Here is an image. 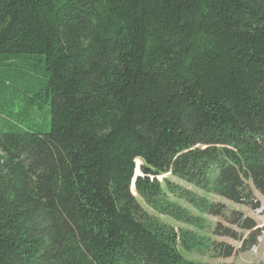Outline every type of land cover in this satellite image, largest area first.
<instances>
[{
    "label": "trees",
    "instance_id": "obj_1",
    "mask_svg": "<svg viewBox=\"0 0 264 264\" xmlns=\"http://www.w3.org/2000/svg\"><path fill=\"white\" fill-rule=\"evenodd\" d=\"M19 84L51 128L0 123V264L258 246L229 203L264 197V0H0V104Z\"/></svg>",
    "mask_w": 264,
    "mask_h": 264
},
{
    "label": "rangeland",
    "instance_id": "obj_2",
    "mask_svg": "<svg viewBox=\"0 0 264 264\" xmlns=\"http://www.w3.org/2000/svg\"><path fill=\"white\" fill-rule=\"evenodd\" d=\"M32 67V66H31ZM27 68H30L28 65ZM17 71V69L15 70ZM40 77V74H39ZM13 91V92H12ZM9 93V92H8ZM7 94V93H6ZM10 95L7 96V100L0 104V123L3 124L4 119L7 118L9 115H18V113L22 112L21 115L17 116L19 119L24 120V122L29 127L38 128L43 130L44 132H48L51 128V119L49 118L48 110L44 107L41 109H36L33 113L29 115L24 112L25 110V100L28 96L33 97V94L28 92L26 88L22 85H16L15 89H12L9 93ZM38 107V106H37ZM49 118V119H48ZM141 166V161H137L138 172L140 171L139 168ZM141 172V171H140ZM190 188V187H189ZM134 193L135 190L133 188ZM261 200V208L259 211H252L247 207H239L229 203L232 208H239L243 213L247 216L252 217L255 219L261 228L264 226V197L258 196ZM213 201L219 202L222 199H218L217 197H212ZM228 203V202H227ZM192 212L196 215L199 214L196 210L192 209ZM209 226H208V234L212 236L213 240L221 243H227L228 245H233L237 249L240 248V243L233 241L231 239L216 237L211 235L213 233V228L218 223L222 224L225 227H231L225 220L222 218H206ZM235 229V227H233ZM262 232H264V228H262ZM247 235V234H245ZM262 243H259L256 248H253L250 252L244 254H236L232 258L223 259L215 257L214 253L209 252L208 254H186V257L190 259L200 261L207 264H264V233H262Z\"/></svg>",
    "mask_w": 264,
    "mask_h": 264
},
{
    "label": "built area",
    "instance_id": "obj_3",
    "mask_svg": "<svg viewBox=\"0 0 264 264\" xmlns=\"http://www.w3.org/2000/svg\"><path fill=\"white\" fill-rule=\"evenodd\" d=\"M258 211H259V210H258ZM262 228H264V226H262L261 229H262ZM262 230H263V229H262ZM262 233H264V232H262ZM262 242H263V241H262V236H260V237H259V241H258V243H262ZM256 247H257V246H256ZM256 247H255V248H256Z\"/></svg>",
    "mask_w": 264,
    "mask_h": 264
},
{
    "label": "water",
    "instance_id": "obj_4",
    "mask_svg": "<svg viewBox=\"0 0 264 264\" xmlns=\"http://www.w3.org/2000/svg\"><path fill=\"white\" fill-rule=\"evenodd\" d=\"M139 170H140V168H139ZM136 176H139L138 171L136 172ZM135 180H136V179H135ZM133 186L135 187V181H134Z\"/></svg>",
    "mask_w": 264,
    "mask_h": 264
},
{
    "label": "bare ground",
    "instance_id": "obj_5",
    "mask_svg": "<svg viewBox=\"0 0 264 264\" xmlns=\"http://www.w3.org/2000/svg\"><path fill=\"white\" fill-rule=\"evenodd\" d=\"M140 172V171H139ZM134 187V186H133Z\"/></svg>",
    "mask_w": 264,
    "mask_h": 264
}]
</instances>
